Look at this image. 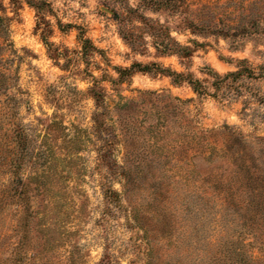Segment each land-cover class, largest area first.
Masks as SVG:
<instances>
[{
    "label": "rangeland",
    "instance_id": "1",
    "mask_svg": "<svg viewBox=\"0 0 264 264\" xmlns=\"http://www.w3.org/2000/svg\"><path fill=\"white\" fill-rule=\"evenodd\" d=\"M44 1L0 0V264H264V77L212 74L264 66V0Z\"/></svg>",
    "mask_w": 264,
    "mask_h": 264
},
{
    "label": "trees",
    "instance_id": "2",
    "mask_svg": "<svg viewBox=\"0 0 264 264\" xmlns=\"http://www.w3.org/2000/svg\"><path fill=\"white\" fill-rule=\"evenodd\" d=\"M13 5L15 6H19L21 1H24L26 3H28L29 5H31L33 8H35L36 12H37V16L40 18V20H43V23L45 25V27H47V21H45L44 19V10L46 7V3L44 0H9ZM8 18L7 17H3L0 16V34H3L6 32L7 30V26L5 21H7ZM44 32V30H43ZM4 36V35H3ZM5 39V38H3ZM82 42V47H83V51H86L89 41L87 39H81ZM182 51L183 53L181 54L180 51ZM175 51L177 54H181L182 57H186L189 54V48L187 47H180V49ZM139 66L138 63L133 64V66H131V68H124V69H120L117 68V72L119 74V78L124 74V75H130L133 71V68ZM255 70H258V72H256ZM160 72H164V71H160ZM213 76H215L217 79L222 80L224 77L226 76H232L234 78H239L242 76H249V77H264V66L263 65H257V66H251V64L246 60V59H241L237 61V65H236V70L229 72L228 74L224 75L223 77L219 76L217 73H212ZM168 75L171 77V80L174 84H180L182 82H187L191 88L197 93L200 94L201 93V85H200V81L196 80V79H192L191 77H189V75H184L182 73H168ZM213 86H215V88L218 87V84L213 81L211 83ZM89 93L90 96L93 98L94 100V105L95 108L92 112L91 115V121H92V127H91V134L93 135V137H95L94 139L99 143V145L97 146L96 150L99 156V159L102 161L104 160L103 157L105 156L106 151L108 150V148L111 145V139L113 137H115L116 135L113 134V129L110 128V126H108L105 123V119L106 116L108 115V109L105 105V101H104V96H103V92L101 89H98L97 86L93 85L92 87L89 88ZM153 94H156L154 92H152ZM174 99L179 100L177 98L174 97ZM131 105V101H121L118 103L117 105V109L119 111H122L124 109H127L129 106ZM124 116V115H122ZM117 117H121L120 113L117 114ZM111 134V138H110V134ZM18 136V132L15 133ZM114 166H117L116 164H113ZM116 174H121L120 172H116ZM13 193L16 195H19L22 193L23 191V186L21 183H17L16 185L13 186ZM104 195L105 197L108 199L109 202H116L118 203V199L117 197L118 192L113 190V189H107L106 191H104Z\"/></svg>",
    "mask_w": 264,
    "mask_h": 264
}]
</instances>
